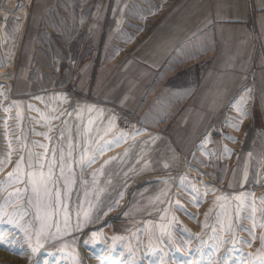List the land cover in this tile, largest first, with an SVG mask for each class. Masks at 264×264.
Masks as SVG:
<instances>
[{"label": "rangeland", "instance_id": "obj_1", "mask_svg": "<svg viewBox=\"0 0 264 264\" xmlns=\"http://www.w3.org/2000/svg\"><path fill=\"white\" fill-rule=\"evenodd\" d=\"M175 1L134 0L106 51L92 25L98 0H0V264H264V178L230 190L217 156L247 127L249 97L235 99L195 159L160 126L168 118L150 126L101 99V66L118 64ZM117 82L124 101L126 79ZM126 113L150 128H130ZM50 163L60 202L37 247L34 229L26 240L8 217L34 221L33 182Z\"/></svg>", "mask_w": 264, "mask_h": 264}, {"label": "crops", "instance_id": "obj_2", "mask_svg": "<svg viewBox=\"0 0 264 264\" xmlns=\"http://www.w3.org/2000/svg\"><path fill=\"white\" fill-rule=\"evenodd\" d=\"M133 1L98 0L92 25L97 43H103L106 51L125 29ZM209 25L212 30L185 43ZM31 34L33 39L34 31ZM29 52L23 54L25 59L31 57ZM113 64L100 68V87L106 67L110 87L108 95L100 93L101 99L117 101L150 126L168 118L171 139L190 159L197 157L202 139L225 125L235 99L243 95L245 104L249 97L250 115L243 118L249 121L247 127L233 131L225 150L217 153L220 178L233 191L264 178V0H176ZM119 78L127 82L124 101L118 92Z\"/></svg>", "mask_w": 264, "mask_h": 264}, {"label": "snow or ice", "instance_id": "obj_3", "mask_svg": "<svg viewBox=\"0 0 264 264\" xmlns=\"http://www.w3.org/2000/svg\"><path fill=\"white\" fill-rule=\"evenodd\" d=\"M102 150V149H101ZM61 160H63V157H61ZM55 161L53 160L52 163ZM52 163L49 165V170L47 175L43 172H41L39 181L33 182V192L37 196L36 201V214L34 221H30L27 223L26 226L19 225L18 221H15L12 216L8 217V223H16L18 227L21 228L22 231L25 232V239L31 240V234L29 233L30 229H34L36 240H37V247L42 246L41 245V237H47L50 234V229L53 226L51 223V218L55 212V204H58L60 202L59 197L60 194L57 191L55 196L56 199L53 201L52 199V191L49 189L48 185L50 182H52ZM19 167V165H18ZM43 168V165L40 166ZM61 171L63 172V167H61ZM33 176L36 175V173L32 174ZM41 189H43V197H47V200H44L41 196ZM31 203V201H29ZM23 215H27L25 212ZM85 219H88V214L85 213ZM35 221H39V227H35ZM68 226V217L67 214H65V227ZM77 227L79 228L80 225L78 224ZM57 232H59V225H56ZM93 236L96 235V233L92 234ZM64 247H67V245H64ZM36 248H32V252L35 253Z\"/></svg>", "mask_w": 264, "mask_h": 264}, {"label": "built area", "instance_id": "obj_4", "mask_svg": "<svg viewBox=\"0 0 264 264\" xmlns=\"http://www.w3.org/2000/svg\"><path fill=\"white\" fill-rule=\"evenodd\" d=\"M212 29H213V25H209L205 28L200 29L197 33H195L187 41H185V43L195 41L197 38L202 37L203 35H205L208 31H210ZM256 40H257L256 43H257L258 47H260L261 36H257ZM101 49H102V47H99L97 45H91L88 49V54L90 57H94L96 55L98 56ZM256 71H257V69H255L252 73H250L249 78L251 81H253L255 79ZM125 124L127 126H129L130 128L133 127L135 129H149L150 128L144 121H142L138 116H136L133 113H128V114L126 113ZM160 126L163 129L168 127V120L167 119L162 120L160 123Z\"/></svg>", "mask_w": 264, "mask_h": 264}, {"label": "water", "instance_id": "obj_5", "mask_svg": "<svg viewBox=\"0 0 264 264\" xmlns=\"http://www.w3.org/2000/svg\"><path fill=\"white\" fill-rule=\"evenodd\" d=\"M64 66H65V64H64Z\"/></svg>", "mask_w": 264, "mask_h": 264}, {"label": "bare ground", "instance_id": "obj_6", "mask_svg": "<svg viewBox=\"0 0 264 264\" xmlns=\"http://www.w3.org/2000/svg\"><path fill=\"white\" fill-rule=\"evenodd\" d=\"M167 176V175H166Z\"/></svg>", "mask_w": 264, "mask_h": 264}]
</instances>
